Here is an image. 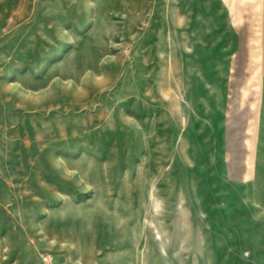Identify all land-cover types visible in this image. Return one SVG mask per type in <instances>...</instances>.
Listing matches in <instances>:
<instances>
[{
	"label": "rangeland",
	"instance_id": "rangeland-1",
	"mask_svg": "<svg viewBox=\"0 0 264 264\" xmlns=\"http://www.w3.org/2000/svg\"><path fill=\"white\" fill-rule=\"evenodd\" d=\"M0 264H264V0H0Z\"/></svg>",
	"mask_w": 264,
	"mask_h": 264
}]
</instances>
